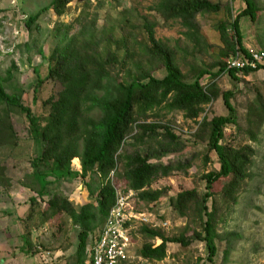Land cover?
<instances>
[{
  "label": "trees",
  "instance_id": "16d2710c",
  "mask_svg": "<svg viewBox=\"0 0 264 264\" xmlns=\"http://www.w3.org/2000/svg\"><path fill=\"white\" fill-rule=\"evenodd\" d=\"M72 1L53 0L49 8L28 18L27 29L49 9L61 18ZM241 1L245 8L235 18L229 6L222 7L210 0H158L150 10L164 23H179L183 39L192 45L193 52L200 54L206 53L210 46L201 33L197 17L217 15L224 10L226 20L217 26L224 46L218 56V71L213 77L226 74L237 84L240 77L264 71V68H226L230 56L248 55L239 21L246 18L254 24L259 11L254 0ZM97 22V16L91 18L82 13L74 24L55 23L51 31L55 45L46 58L47 75L44 80H38L32 100V103L37 102L44 81L61 87L55 96L43 102L46 115L34 114L23 94L6 92L4 84L8 79L0 74V105L9 115L19 111L28 124L30 137L43 145L40 155L30 163L32 184L25 187L42 197L52 183L75 179L84 182L89 196L94 199L93 204L76 210L67 198L56 195L45 202L41 215L45 218L43 222L64 215L79 229L76 264H87L91 250L87 247L88 238L95 236L97 239L102 230L116 204L115 189L133 192L135 201L144 206L157 204L166 190H153L152 186L174 174L185 176L192 168L190 162L150 163L151 158L177 153L186 147L170 125L163 122L167 115L181 113L184 120L197 125L194 139L205 143V164L209 162V154L213 153L219 170L202 177L203 194L193 189L169 199V206L176 216L187 221L178 236L168 237L161 229L146 225L138 227L137 235L144 243L136 256L158 264L167 258L169 244L185 249L199 241L204 244L207 262L211 264L218 253L216 241L222 239L216 232V226L222 221L220 208L223 206L229 213L237 205L242 186L252 178L253 149H235L224 143L228 126L240 129L236 109L231 103L235 89L221 95L226 115L208 118L206 109L217 98V87L200 84L207 74L205 71H199L191 81L187 79L177 63V47L170 48L156 39L154 23L144 20L136 28L132 20L124 16L118 26L98 29ZM75 26L78 30L74 32ZM115 32L120 35L117 39L113 36ZM103 45L115 46L114 50L107 49L104 58L100 56ZM119 53L123 54L122 59ZM160 69L164 76L154 77ZM245 122L247 134L256 142L264 123V103L260 98L248 103ZM141 149H145V155ZM73 160L79 161L80 172L72 170ZM8 184L5 169L0 166V186ZM208 203H211L210 207ZM30 204L31 216L36 200L31 199ZM189 224L200 229L193 230L190 239L186 237ZM156 240L158 245L153 244ZM228 253L229 249L225 258Z\"/></svg>",
  "mask_w": 264,
  "mask_h": 264
},
{
  "label": "rangeland",
  "instance_id": "374dc122",
  "mask_svg": "<svg viewBox=\"0 0 264 264\" xmlns=\"http://www.w3.org/2000/svg\"><path fill=\"white\" fill-rule=\"evenodd\" d=\"M52 1L0 0V35H6L8 42L11 41L15 45L12 56L0 58V74L8 79L4 84L6 92L23 94L34 114H47L42 106L43 102L48 97L55 96L61 87L44 81L36 103H32L33 90L38 80H44L47 75L46 58L55 45L51 31L58 21L74 24L78 16L85 13L91 18L94 15L98 17V29L118 26L124 16L131 19L136 28H139L144 20L154 23L156 39L170 48L177 47V63L187 79L191 81L199 71H205L207 74L200 80V84L204 87H217V98L206 109L208 118L226 115L221 95L235 89L231 103L236 109L240 129L238 131L235 127L228 126L225 129L224 143L235 149L247 147L254 151L250 171L252 178L242 186L237 205L229 213L223 206L220 208L222 221L216 226V232L222 239L216 241L218 253L211 264H264V123L257 135V141L253 142L247 134L248 126L245 122L248 103L256 97L264 103V71L240 77L237 84L226 74L213 77L218 71V56L224 46L217 31L218 24L226 20L224 10L217 15L202 14L197 17L201 33L210 46L206 53L200 54L193 52L192 45L183 39L179 23H164L150 10L158 0H73L61 18H57L49 9L27 29L28 18L49 8ZM210 1L213 4H221L222 7L229 6L233 18L245 8L241 0ZM254 2L259 9L255 23L252 24L246 18L239 21L243 45L247 50H264V0ZM76 30L78 26H75L74 32ZM134 32L137 33L138 30ZM113 36L115 39L119 38V32H115ZM107 49L114 50L115 46H101V57H105ZM119 58H123L122 53H119ZM163 76L164 71L161 69L154 73L156 78ZM163 122L170 125L173 133L185 142L186 147L177 153L151 158L150 163L190 162L192 168L185 176L174 174L152 186L153 190H166V194L157 204L144 206L135 199L131 204L134 211L150 215L151 222L157 225L156 229H161L168 237H176L183 232L187 221L176 216L169 206V199L180 192L193 189L203 194L205 183L201 180L202 177L209 172L218 171L219 164L213 153L209 154V162L205 164V143L194 139L197 130L195 122L184 120L178 112L167 115ZM42 148V144L36 143L30 137L24 116L19 111H13L9 115L4 106L0 105V166L5 169L9 179L8 185L0 186V245L5 239L12 240L10 249L17 258L12 264H76L79 229L73 227L64 215L43 222L45 218L41 214L45 202L56 195L67 198L76 210L86 204H93L94 199L89 196L81 179L52 183L47 186L42 197L28 190L25 186L32 184L29 177L33 172L30 163L40 155ZM141 153L145 155V149H141ZM71 167L74 171L81 170L78 160H73ZM35 186L37 189V185ZM24 189L28 193H25ZM31 199H35L36 204L30 216ZM208 206L210 207L211 203H208ZM189 228L186 233L188 239L192 238L193 230L200 231L192 224H189ZM137 232L138 227L133 233L132 264H151L136 256V252L144 243V239L137 235ZM226 236H230V241ZM95 239V236L88 238V248H91ZM153 244L158 245L159 241H153ZM227 249L229 253L225 258ZM1 258L0 253V260ZM158 264L210 263L207 262L204 244L194 241L185 249L177 244H169L167 258Z\"/></svg>",
  "mask_w": 264,
  "mask_h": 264
},
{
  "label": "built area",
  "instance_id": "2783aa9c",
  "mask_svg": "<svg viewBox=\"0 0 264 264\" xmlns=\"http://www.w3.org/2000/svg\"><path fill=\"white\" fill-rule=\"evenodd\" d=\"M14 49L15 45L11 41L8 42L7 36L0 35V58L12 56ZM226 68L227 70L264 68V51L248 50L247 56L232 55L226 62ZM115 192L116 204L110 210L102 230L91 246L87 264H132L134 230L141 225L153 229L157 227L151 222L150 215L134 211L131 204L135 197L133 192H125L118 188Z\"/></svg>",
  "mask_w": 264,
  "mask_h": 264
},
{
  "label": "crops",
  "instance_id": "0c3cea01",
  "mask_svg": "<svg viewBox=\"0 0 264 264\" xmlns=\"http://www.w3.org/2000/svg\"><path fill=\"white\" fill-rule=\"evenodd\" d=\"M26 192L27 190H25V193ZM11 242L12 240L5 239L4 242H2V244L0 245V253L2 256L0 264H12L17 259L15 257L16 255L12 254V250L10 249L12 246Z\"/></svg>",
  "mask_w": 264,
  "mask_h": 264
}]
</instances>
